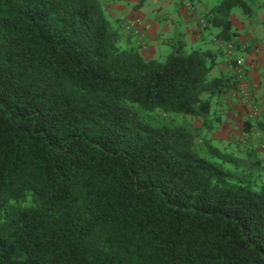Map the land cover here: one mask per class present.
Here are the masks:
<instances>
[{
    "label": "trees",
    "instance_id": "obj_1",
    "mask_svg": "<svg viewBox=\"0 0 264 264\" xmlns=\"http://www.w3.org/2000/svg\"><path fill=\"white\" fill-rule=\"evenodd\" d=\"M235 8L250 18L264 0L205 14L223 42ZM169 43L145 58L102 0H0V264H264L256 151L236 163L194 127L150 119L213 130L236 88L213 73L223 50Z\"/></svg>",
    "mask_w": 264,
    "mask_h": 264
},
{
    "label": "crops",
    "instance_id": "obj_2",
    "mask_svg": "<svg viewBox=\"0 0 264 264\" xmlns=\"http://www.w3.org/2000/svg\"><path fill=\"white\" fill-rule=\"evenodd\" d=\"M102 1L112 25L118 27L122 36L128 38L131 43H135V37L132 34L131 37L128 36L124 23L133 16L141 17L144 23V36L139 51L147 59H157V55H160L162 51L167 52V48L169 51L170 43L166 40H171L177 35H181L184 39L186 50L193 46L219 51L216 32H214L216 29L206 26L207 30L204 31L198 22V19L205 17V14L216 4L205 6L203 3L199 4L200 0H188L193 8L191 10L184 0H123L128 3H122L119 0ZM230 20L232 28L238 31L233 41L246 47L244 54L246 62L255 63V68L249 74L252 80V92L255 100L264 110V10L258 9L250 18L241 10L239 12L232 10ZM221 60L223 61L222 58ZM222 61L220 62L219 58L216 59L213 73L227 72L225 62ZM232 93L231 90L222 98V101L231 107L226 113V117L229 118L224 122L226 136L234 134L231 125L235 123V117L238 114L241 115L240 117L245 115L242 105L236 104L231 98ZM223 104L220 106L225 107ZM236 111L239 113L237 114ZM251 123L256 124L253 126L256 133L264 132V124L261 121L252 120Z\"/></svg>",
    "mask_w": 264,
    "mask_h": 264
},
{
    "label": "rangeland",
    "instance_id": "obj_3",
    "mask_svg": "<svg viewBox=\"0 0 264 264\" xmlns=\"http://www.w3.org/2000/svg\"><path fill=\"white\" fill-rule=\"evenodd\" d=\"M113 1V0H111ZM122 3H128L126 1L123 0H119ZM152 1V0H151ZM219 2V0H200L199 4L205 5V6H209V5H215ZM131 3V2H130ZM132 4V3H131ZM137 4V3H135ZM235 11H240V8H235ZM198 24V23H197ZM201 28H203V30H207L206 26L202 27L200 25ZM216 32V30L214 31ZM170 40L167 39L166 42L168 43ZM170 50L168 51L167 48V52L166 51H162L160 53V55H157V59L163 61L166 56L168 55V53H170L172 51V47L169 45ZM219 47V45H218ZM194 47L191 46L190 49H193ZM197 48V47H196ZM200 49H204L207 47H198ZM163 50V49H162ZM218 50L221 52L222 49L218 48ZM220 62L222 61L221 58L224 61V57H223V53L221 52L220 55L218 56ZM222 61V62H223ZM216 74V73H214ZM252 80L250 79V90L252 92ZM253 95V92H252ZM236 104H241V108L245 109L246 111V107H248L245 103H244V99L241 95H239L238 93H232V97H231ZM224 103V101H223ZM222 103V104H223ZM223 105H225V107H221V106H214V110H216V115H212L210 118L213 120L214 123V128L213 130H208L206 128H204L202 126V120L201 119H195V118H191L189 116H180V115H164L162 113H158V112H154V114H152L153 116L150 118L155 124L158 125H171L172 123H178L184 126H188V127H194L195 129L198 130V132L200 133V135L202 136H206L211 138L213 145L219 147L220 149H222L223 151H226L227 153H230L233 157L234 160H236V163H248V160H246V156L244 154L245 152V146L247 144H249L257 153V157L259 159L262 160V162H264V132H258L256 133V130L253 126H256V124H252L249 123L247 124L245 122V118L246 114L242 117H240L241 115L238 114L239 112L236 111V113L238 114L235 118V123L232 124L231 128L232 131L234 132V134H232L231 136H226L225 134V125L224 122L226 120H228L229 117H226V113L227 110L229 111L231 109V107L229 106L228 103H224ZM236 106V105H235ZM244 114V113H243ZM149 118V117H148ZM229 130V129H228ZM246 144V145H245ZM235 162V161H234Z\"/></svg>",
    "mask_w": 264,
    "mask_h": 264
},
{
    "label": "built area",
    "instance_id": "obj_4",
    "mask_svg": "<svg viewBox=\"0 0 264 264\" xmlns=\"http://www.w3.org/2000/svg\"><path fill=\"white\" fill-rule=\"evenodd\" d=\"M189 9H193L188 2L184 0ZM199 24L206 26L205 19L199 18ZM125 30L135 37V44L142 45L144 36V23L141 17L133 16L125 21ZM216 40V39H215ZM219 48L223 50L224 62L227 71H229L235 78L237 84L233 93H238L244 99V103L249 107L250 115L258 117L264 123V110L255 100L250 90V72L255 68V63L245 60L246 47L234 41L223 42L216 40Z\"/></svg>",
    "mask_w": 264,
    "mask_h": 264
}]
</instances>
